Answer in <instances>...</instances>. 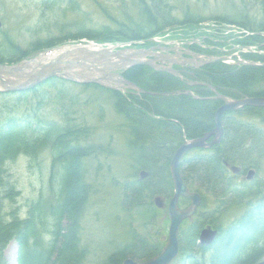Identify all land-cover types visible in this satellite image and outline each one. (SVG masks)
I'll use <instances>...</instances> for the list:
<instances>
[{"label":"trees","instance_id":"trees-1","mask_svg":"<svg viewBox=\"0 0 264 264\" xmlns=\"http://www.w3.org/2000/svg\"><path fill=\"white\" fill-rule=\"evenodd\" d=\"M135 1L139 7V18L136 20L124 14V19L120 21L112 18L113 24L104 23L99 27L83 24L76 27L77 37L69 38L72 33H66L60 38L63 40L35 47L32 51L84 36L100 43L141 41L170 27L182 24L185 29L190 24L206 20L191 17L188 13L182 17L175 15L170 0ZM250 1L254 3L253 12L241 10L235 11L231 17L217 15L209 19L264 33V0ZM75 4L73 0H68L61 15H67ZM41 14V18L49 19L48 13L43 11ZM52 26L60 33L67 29L58 21ZM196 33L189 29L182 33L183 36L175 38L191 40L204 36L205 39L200 40L208 47L225 46L226 38L221 35ZM235 42L243 45L257 43L264 49V37L258 34ZM6 44L0 41V63L12 64L31 55L32 51L22 53L20 46L9 40ZM191 49L210 54L219 52L210 48L202 50L198 44H192ZM243 56L248 60L264 62V54L247 53ZM192 72L191 75H184L183 80L167 72L137 65L124 71L123 77L147 92L171 93L190 89L200 98L183 93L168 96L136 94L94 84L85 85L110 93L116 114L121 115L126 124L127 146L135 167L134 175L121 183L120 209L128 218V239L122 247L110 253L103 264H121L125 258L143 261L159 254L165 244L166 212L158 209L153 199L161 196L167 202L172 196L168 167L176 148L182 143L183 136L195 139L211 131L214 114L221 104L219 100L210 98L213 94L207 87L189 86L186 82H207L219 93L231 98L264 97V65L235 66L213 62ZM65 82L51 78L29 90L18 92L17 101L20 104L26 101L30 92L40 99L23 116L7 117L0 125V187L5 190L4 197L13 201L14 196L19 195L9 180V162L25 156L31 166L44 153L50 156L51 161L49 198L39 194L27 204L24 216L18 208L11 207L6 211L0 203V264H7L3 251L12 239L19 246L18 264H82L85 258V250L80 246V220L93 190L85 164L98 149L94 143L83 144L82 141L88 140L92 128L75 123L71 117L73 111L67 109L61 108L59 112L64 122L45 121L35 112L48 97L47 88H55L56 97L62 98L64 89L60 85ZM17 106L15 103V109ZM33 120L36 122L33 123ZM222 126L223 136L219 144L198 149L196 154L184 157L180 163L183 181L202 199L194 217L184 221L180 228L178 257L183 258L182 264H255L264 259V198L257 199L261 192L264 193V180L260 178L264 160V107L246 106L237 111L231 110L224 114ZM227 165L238 166L241 174L254 169L256 177L251 182L239 181ZM140 171L146 172L147 176L139 179L135 174ZM182 202L186 203L185 200ZM236 209L242 213L231 224L224 223L229 213ZM207 225L217 229L218 233L213 243L205 247L198 244V237Z\"/></svg>","mask_w":264,"mask_h":264},{"label":"rangeland","instance_id":"rangeland-1","mask_svg":"<svg viewBox=\"0 0 264 264\" xmlns=\"http://www.w3.org/2000/svg\"><path fill=\"white\" fill-rule=\"evenodd\" d=\"M46 1L48 2L45 4ZM58 1L0 0V41L4 45H7V40H9L15 43L17 47L20 46L19 51L25 53L35 47H45L57 40H63L60 38L67 35L66 33H72L69 38L77 37V30L75 28L82 26L87 20L86 27L89 24L94 27H99L104 23L113 24L112 18H116L119 21L120 19H124V14L131 16L130 18H135L134 20L139 18V7L135 0H97V2L95 0H73L76 3L75 7L72 10H68L69 14L66 16L61 15V13L63 12L62 9L68 4V0H60L63 1V4H60ZM170 3L173 5V12L177 16L182 17L184 13H188L191 17H201L202 19L206 18V20L196 23V25H187L188 27L185 29H183L184 26L182 24L164 29L158 35L154 36H158L160 40L183 36L182 33L187 32L189 29L195 30L197 32L196 35H201L202 33H205V36L209 34L221 35V37L226 38L224 45H226V53L229 55L233 49L229 44L231 42L229 39H232L234 35L238 36L234 38V41L242 38H250L256 34L260 36L264 35L263 33H255L252 30L248 34V29L246 30L245 27L240 25L222 20L209 19L217 15L231 17L235 11L240 12L241 10L253 12L254 6L252 7V5L254 3L250 0H170ZM43 11L49 14L48 20L41 18ZM55 21L63 23L67 27L66 31L60 33L61 31L56 30L52 26ZM241 33L244 36H241ZM199 37V40L205 39L204 36ZM87 44L90 43L88 42ZM133 44L138 46L151 44V38L134 41ZM249 45L252 47V50L263 48L262 45L257 43ZM215 47H210V50L215 51ZM238 48L240 52L245 50L243 44H239ZM228 57L227 60L221 62L241 66L237 63L240 59L237 53L229 55ZM256 62V65L249 66L264 65V62ZM60 86L64 89V96L58 99L56 97V89L52 87L47 88L48 97L43 103H40L39 110L35 112L42 119H45V121L57 120L64 122L59 112L61 108L67 109L73 111L71 117L74 118L75 123L92 128L88 140L82 141L83 144L94 143L98 150L85 164L88 173L87 178L92 183L93 190L89 197L87 209L80 220V246L85 250V258L82 264H103L110 253L118 247H122L129 235L126 225L128 218L120 209L121 183L125 179L132 177L135 173L134 163L130 157L131 150L127 146V128L122 116L116 114L108 91L70 82L61 83ZM200 86H204V84ZM208 90L216 98L214 91L210 88ZM34 94L30 92L26 101H23L21 104L17 101L18 93L0 94V125L3 123V119L12 117L13 115L21 117L28 109L33 108L37 104L38 99H40L39 96H35ZM145 94H149V92ZM168 95L172 94L169 93ZM255 98L264 97L257 96ZM217 100L222 104L221 99ZM15 103L18 104L17 109H15ZM61 103H64L65 105H63L65 107ZM246 106L251 105L242 107ZM240 108L235 109V111ZM229 111L231 110L225 111L223 116ZM34 121L33 123L36 122ZM222 136L223 130L221 138ZM221 138L219 142L213 143L208 147L189 150L184 157H191L197 153L198 149H208L219 144ZM214 139L215 136H209L206 142L212 143ZM50 162V156L44 153L31 166L28 157L25 156H20L14 162L7 164L9 180L14 184L15 189L19 191V195L14 196L13 201H11L10 198L4 197L5 190L0 187V203L3 204V208L6 211L11 207L18 208L19 213L24 216L27 204L31 200L36 199L39 194L47 198L50 197L48 191ZM227 167L231 171V167L233 166L227 165ZM261 167L260 178L264 180V160L262 161ZM142 172L144 171L137 172L135 175H138L139 179L146 177V172L140 175ZM231 173L239 181H253V178L248 179L246 177L247 173L241 174L240 169L237 172L231 171ZM259 192H261L260 189ZM262 197L264 198V193L261 192L257 199L263 200ZM182 200H185L186 203L182 204ZM201 201L200 195V203ZM178 203L181 209H185L189 206L190 202L189 200L179 198ZM163 210L165 211V208ZM241 213L240 210H232L224 223L231 224L232 220L237 218ZM134 219L137 220V218ZM138 222H134L132 225ZM167 226L168 223L166 224V228ZM18 250L19 246L17 242L14 239L10 240L3 251V256L7 264H18ZM182 259V257H177L173 264H182Z\"/></svg>","mask_w":264,"mask_h":264},{"label":"water","instance_id":"water-1","mask_svg":"<svg viewBox=\"0 0 264 264\" xmlns=\"http://www.w3.org/2000/svg\"><path fill=\"white\" fill-rule=\"evenodd\" d=\"M1 26V23H0ZM151 54L150 50L144 49H123L113 51L110 48L100 50L89 49L85 46H75L72 49H66L52 56L33 57L25 59L14 65L0 64V91H20L26 90L52 77L77 82L80 84H98L111 89L131 90L138 93L146 92L138 87L135 83L127 80L122 76V72L136 65H147L154 70L176 72L170 67H164L157 64V59L146 58ZM227 57H208L202 61V64L213 61H223ZM238 64L256 65V63L245 60H238ZM80 71L86 72L81 74ZM203 84V83H202ZM215 93L214 99H221L222 104L215 112V127L205 133L202 137L195 139L183 138L180 146L175 150L169 163V173L172 181V196L166 203L161 196L153 199L157 208L166 209L168 218V232L165 244L159 254L154 255L143 261H135L131 258H125L121 264H171L179 253V229L181 223L186 219H191L196 209L200 205V194L189 190L186 183L180 175V163L185 154L193 148H205L213 143L219 142L222 135V116L225 111L235 110L245 105L264 107V98L244 97L241 99H232L219 94L213 87L207 85ZM185 93H191L185 91ZM168 95L169 93H153ZM180 94L179 91L170 93ZM209 136H215L212 143H207ZM238 167H231V171L237 172ZM144 172L140 173L143 175ZM255 174L254 170H249L247 178L251 179ZM179 198L189 200V206L185 209L179 207ZM217 231L211 226H206L199 234V243L210 245L214 240ZM256 264H264V260Z\"/></svg>","mask_w":264,"mask_h":264},{"label":"flooded vegetation","instance_id":"flooded-vegetation-1","mask_svg":"<svg viewBox=\"0 0 264 264\" xmlns=\"http://www.w3.org/2000/svg\"><path fill=\"white\" fill-rule=\"evenodd\" d=\"M76 29V28H75ZM156 46L155 44H151L150 46ZM172 45V44H171ZM171 45H169L171 47ZM174 47V45H172ZM184 49V48H183ZM190 49V48H189ZM177 50V49H176ZM195 53L196 55H201V54H204V53H197V52H193ZM158 56H161L162 57H165V59L167 58L168 60H170L171 62L175 63L177 67L179 68H182L183 66L187 67V66H192V65H186L187 62L181 58V57H174V56H168L167 53H160ZM182 70V69H181ZM239 174V173H238Z\"/></svg>","mask_w":264,"mask_h":264},{"label":"bare ground","instance_id":"bare-ground-1","mask_svg":"<svg viewBox=\"0 0 264 264\" xmlns=\"http://www.w3.org/2000/svg\"><path fill=\"white\" fill-rule=\"evenodd\" d=\"M0 27H1V26H0ZM59 52H62V51H59ZM136 66H137V65H136ZM134 92H135L136 94H138V92H136V91H134ZM249 170H252V169H249ZM253 170H254V169H253ZM254 172H255V174H254L253 177H252L253 180H254V178L256 177V176H255V175H256V171L254 170ZM246 173H248V171H247ZM200 205H201V203H200ZM200 205H199V206H200ZM199 206H198L197 210L199 209ZM197 210H196V211H197ZM217 233H218V231H217ZM214 240H215V239H214ZM214 240H213V241H214ZM213 241H212V243H213ZM212 243H211V244H212ZM211 244H210V245H211Z\"/></svg>","mask_w":264,"mask_h":264}]
</instances>
